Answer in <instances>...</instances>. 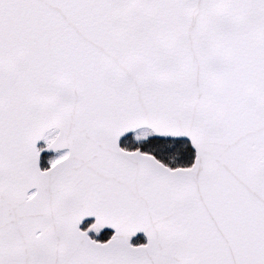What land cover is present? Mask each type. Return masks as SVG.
<instances>
[{"label":"snow or ice","instance_id":"obj_1","mask_svg":"<svg viewBox=\"0 0 264 264\" xmlns=\"http://www.w3.org/2000/svg\"><path fill=\"white\" fill-rule=\"evenodd\" d=\"M0 264H264V0H0Z\"/></svg>","mask_w":264,"mask_h":264}]
</instances>
